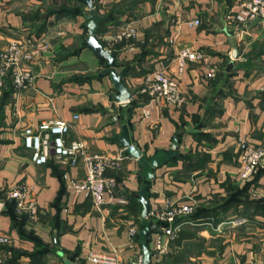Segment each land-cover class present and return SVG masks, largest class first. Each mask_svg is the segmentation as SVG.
<instances>
[{"label": "crops", "instance_id": "obj_1", "mask_svg": "<svg viewBox=\"0 0 264 264\" xmlns=\"http://www.w3.org/2000/svg\"><path fill=\"white\" fill-rule=\"evenodd\" d=\"M236 2L95 0L98 15L106 17L99 25L101 42L126 25L135 29L132 40L108 49L116 52L120 68L132 65L124 78L132 95L117 103L110 77L98 75L106 62L83 45L89 35L86 20L64 13L79 6L85 10L83 4L0 0V53L21 36L47 33L49 44V52L33 65L31 85L11 89L7 77L0 86V233L12 238L3 248L5 264H89L90 252L113 249L129 264L143 257L140 240L131 239L129 230L136 226L138 234L141 229L140 188L146 179L121 144L124 124L132 144L147 157L169 150L178 137V157L157 167L149 181L150 211L167 203L204 209L196 219L179 220L174 239L161 230L163 223L152 228L150 264H264V161L250 181L237 180L239 141L264 145V25L247 24L239 41L225 21ZM194 18L198 26L187 23ZM184 47L201 53L203 60L179 72L174 58ZM156 62L186 97L181 108L150 101L140 92ZM211 67L216 68L213 77ZM43 120L69 122L66 140H83L89 152L121 155L120 168L109 174L127 203L117 204L106 193L103 206L95 210L84 194L68 188L63 174L80 180L82 162L70 166L51 154L46 164H34L23 146L22 129ZM17 184L30 188L39 209L35 219L20 224L5 200L6 190ZM159 244L166 251L156 261Z\"/></svg>", "mask_w": 264, "mask_h": 264}, {"label": "built area", "instance_id": "obj_2", "mask_svg": "<svg viewBox=\"0 0 264 264\" xmlns=\"http://www.w3.org/2000/svg\"><path fill=\"white\" fill-rule=\"evenodd\" d=\"M228 26L236 31V37L243 42L246 35L245 26L253 22H261L264 25V0H237L236 4L229 8L225 15ZM190 26H198L200 20L194 18L187 22ZM135 37V29L126 25L107 36L108 48L124 40H132ZM49 52L48 34L27 35L10 40L0 53V86L4 85L9 77L15 90L20 91L33 83L35 74L33 65ZM203 56L198 51L184 47L176 54L174 61L179 72L188 64L202 61ZM216 68L211 67L209 75L214 76ZM150 101L162 102L181 108L186 103V97L179 88L176 80L165 71L161 62H156L153 70L144 78L140 90ZM74 115V119H78ZM71 124L64 120H43L37 127L26 125L22 129L23 146L31 152V160L36 165L46 164L51 154L57 161L67 162L70 166H77L82 162L85 169L83 178L73 179L67 172L63 178L68 188H73L77 193H82L88 199L95 210H100L105 199L104 195L110 194L116 197V203L124 205L126 198L117 195V181L110 172L120 168L123 157L121 155H108L104 153H92L87 149L86 143L81 139L66 140ZM52 135V136H51ZM240 169L237 180L240 183L250 181L256 173L258 166L264 161V145L256 146L240 140ZM5 197L14 201L16 211L27 214L30 219L38 215V206L31 197L30 188L24 184H17L5 192ZM195 204L173 205L167 203L156 211H149L148 219L152 222V228L158 223H163L160 228L174 239L180 231L183 217L193 213ZM179 220H181L179 222ZM158 221V222H157ZM137 227L129 230L131 239L137 235ZM12 238L9 234L0 233V264H5L4 246L10 244ZM165 245L159 244L155 250L156 261H159L165 253ZM89 264H129L123 261L115 249L107 252H90L87 256ZM132 264H143V257L139 255Z\"/></svg>", "mask_w": 264, "mask_h": 264}, {"label": "water", "instance_id": "obj_3", "mask_svg": "<svg viewBox=\"0 0 264 264\" xmlns=\"http://www.w3.org/2000/svg\"><path fill=\"white\" fill-rule=\"evenodd\" d=\"M78 2L85 6V10H83L82 15L87 22L86 27L88 28L89 34L83 45L90 48L99 59L106 62V66L98 72V75H108L110 77L114 89V93L111 94L113 100L117 103H125L130 99L132 93L125 85L124 78L132 68V65L120 68V65L116 62V52L109 51L97 38V35L100 33L99 25L106 21V17L98 15L94 7L95 0H78ZM232 33L233 31L230 32V34ZM236 50L235 46L232 56L233 58H236L238 55ZM232 65L233 63L230 62L229 68ZM113 111L116 112L117 109H113ZM120 140L121 144L126 147L127 152L137 160L141 168L138 172L139 175L147 181H151L154 178V171L157 167L166 164L173 158L178 157V153L176 152L178 147V137L175 138L174 143L169 150H159L150 157H147L145 153L141 152L134 144H132L128 126L125 124L122 126ZM149 186V182L141 186L139 199L142 205V212L140 220L141 229L138 232V238L142 246L143 264H150L151 257L153 255L148 246V236L151 233L152 227V222L148 219L150 211V204L148 200ZM67 264L71 263L67 261Z\"/></svg>", "mask_w": 264, "mask_h": 264}, {"label": "trees", "instance_id": "obj_4", "mask_svg": "<svg viewBox=\"0 0 264 264\" xmlns=\"http://www.w3.org/2000/svg\"><path fill=\"white\" fill-rule=\"evenodd\" d=\"M82 12H83V10H82V8H81V6H79V7H76V8H66V10H65V12L64 13H77V14H82ZM101 26V25H100ZM7 82L8 81H6V85H7ZM6 87V86H5ZM11 89H14V87H13V85H12V82H11ZM10 90V89H9ZM262 165V164H261ZM261 165L260 166H258V169H257V172H256V174L258 173V171H259V169L261 168ZM255 174V175H256ZM147 182H149V181H147L146 180V183ZM148 195H149V193H148ZM5 200H7V198L5 199ZM9 203H10V205H9V209L11 210V215L13 216V219H14V221H17L19 224L21 223V222H24L25 220H28V219H30L29 218V216L27 215V214H20V213H18L17 211H16V208H15V203H14V201H12V200H7ZM204 211V209H201L198 205L196 206L195 205V208H194V211H193V213L192 214H190L189 216H185V218L183 217V219H186V220H193V219H196V218H198V217H200V214H201V212H203ZM140 227H141V223H140ZM151 230H152V227H151ZM137 239L139 240V238H138V234H137Z\"/></svg>", "mask_w": 264, "mask_h": 264}, {"label": "rangeland", "instance_id": "obj_5", "mask_svg": "<svg viewBox=\"0 0 264 264\" xmlns=\"http://www.w3.org/2000/svg\"><path fill=\"white\" fill-rule=\"evenodd\" d=\"M105 42L107 43V40L104 39V42H102V43H104V45H105ZM108 47H109V46H108V44H107V49H109ZM113 48H114V47H111L109 50H111V49H113ZM256 146H257V145H256ZM258 146H262V145H258ZM239 164H240V161H239ZM239 169H240V166H239ZM257 169H258V168H257ZM238 172H239V171H238ZM256 172H257V171H256ZM255 174H256V173H255ZM255 174L253 175V177L255 176ZM237 175H238V173H237ZM253 177H252V178H253Z\"/></svg>", "mask_w": 264, "mask_h": 264}]
</instances>
